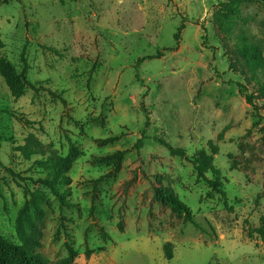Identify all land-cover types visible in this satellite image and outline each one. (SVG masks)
Wrapping results in <instances>:
<instances>
[{"label": "rangeland", "instance_id": "rangeland-1", "mask_svg": "<svg viewBox=\"0 0 264 264\" xmlns=\"http://www.w3.org/2000/svg\"><path fill=\"white\" fill-rule=\"evenodd\" d=\"M226 3L0 0V57L17 74L25 69L29 83L15 99L0 75L3 239L21 245L16 218L37 191L36 252L48 264L68 248L73 264H264V241L253 232L264 216V102L249 106L236 84L250 94L253 83L229 70H240L239 34L264 43V4L244 5L247 25L235 20L226 34ZM30 138L36 152L25 157L18 147ZM160 141L188 156L215 152L226 200L206 199L207 183ZM72 152L69 182L57 187L61 205L39 183L48 176L40 165ZM160 186L172 187L198 228L153 201Z\"/></svg>", "mask_w": 264, "mask_h": 264}, {"label": "trees", "instance_id": "trees-1", "mask_svg": "<svg viewBox=\"0 0 264 264\" xmlns=\"http://www.w3.org/2000/svg\"><path fill=\"white\" fill-rule=\"evenodd\" d=\"M254 1L255 0H227V3L222 5L223 13L221 16L224 20V30L226 34L231 33L229 26L232 25L235 20H240L243 25H247L248 21L242 18L241 9L244 5ZM260 1L264 4V0ZM181 30L182 26L174 34L176 45H178L180 40ZM2 48L3 44L0 41V50ZM263 53L264 43L252 41L245 32H242L238 35V37H236V55L239 57L237 62L240 63V70H236L232 63L229 65V70L243 76L245 81L253 83V93L250 94H247L244 91L242 84L237 83L236 85L238 93L254 110L256 109L254 104L255 100L259 99L264 102ZM161 56L162 55L160 53H157L156 56L151 57L150 59L160 58ZM145 60L146 59L139 58L136 61V64L140 65ZM0 75L4 80L11 97L18 99L24 94L25 88L29 84L25 69L21 74H17L8 60L0 57ZM144 111L146 110L144 109ZM147 125L148 115H146L145 122V126ZM31 138L28 139L27 145L18 147L19 152L25 157H29L33 154V152H36L31 149ZM141 140L142 138L138 140L136 147L139 148L141 146ZM160 142L169 151L171 156L180 157L192 165L198 181H204L207 183L210 191L206 194V199H212L214 194H219L226 200V195L223 191L222 176L220 171L214 165L213 157L216 154L215 152L209 154L205 149H200L192 156H188L183 149L173 148L164 141ZM75 159L76 155L72 152L65 158H49L40 165L48 171V176L45 179H39V183L45 188L51 190L56 199L60 201L61 205L64 204L65 195L64 193H60L57 190V187L61 184L69 182L66 174L71 169ZM208 173L211 174V179H208ZM262 197L263 195H258L255 202H258V200ZM153 201L169 208L173 214L183 216L186 222L197 227V224L193 221L190 209L178 198L172 187L160 186L154 188ZM43 203L44 198L39 192L35 191L30 193V199L20 210L15 223L17 236L21 245L11 243L0 236V264H48L47 261H45L42 256L36 252L42 246L41 239L44 212L42 211L40 205ZM119 230L120 232H123L121 225H119ZM253 232L264 241V216L260 218V225ZM163 250L166 259H172L171 246L166 244L164 245ZM91 253L92 251L86 250L85 256L89 257ZM76 257V251L72 250V248H68L67 257L60 260L56 264H73Z\"/></svg>", "mask_w": 264, "mask_h": 264}]
</instances>
